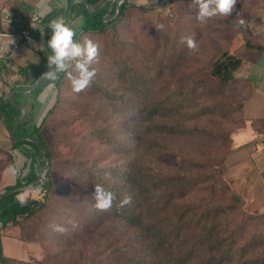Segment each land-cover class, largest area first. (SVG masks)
I'll return each instance as SVG.
<instances>
[{
  "label": "rangeland",
  "instance_id": "374dc122",
  "mask_svg": "<svg viewBox=\"0 0 264 264\" xmlns=\"http://www.w3.org/2000/svg\"><path fill=\"white\" fill-rule=\"evenodd\" d=\"M11 1L24 14L39 1L64 4ZM127 1L115 26L77 37L87 36L100 46L98 62L91 65L96 76L90 87L74 93L65 73L40 130L52 150L46 214L0 231V253L7 259L0 264H121L131 255L135 264H171L191 250L194 258L207 257V244L215 237L203 242L189 228L180 238L168 233L180 211L192 210L194 222L207 207L226 208L212 221L223 227L219 237L237 240L232 249L223 248L231 255L229 264L264 263V173L238 177L237 169L225 165L230 136L242 124L237 107L243 91L237 82L219 87L209 76L210 63L244 39L238 21L255 0H237L228 17L206 23L194 19L192 0H149L144 6ZM188 36L198 45L193 53L180 42ZM54 93L39 108L38 118L51 107L47 103ZM208 166L216 174L215 184L194 183L183 196L174 194L175 207L157 212L154 204L166 197L170 177L194 178ZM97 184L107 191L123 184L122 194L131 196V203L121 208L118 200L107 211L96 210ZM127 208L140 214L142 225L124 223L122 217H130ZM54 225L67 231L56 232ZM163 228L167 234H161ZM248 243L251 248L242 252L240 245Z\"/></svg>",
  "mask_w": 264,
  "mask_h": 264
},
{
  "label": "trees",
  "instance_id": "16d2710c",
  "mask_svg": "<svg viewBox=\"0 0 264 264\" xmlns=\"http://www.w3.org/2000/svg\"><path fill=\"white\" fill-rule=\"evenodd\" d=\"M166 1V0H165ZM128 6L127 0H67L65 7H55L51 9L42 19L43 23H49L51 20L63 15L65 22L69 20L72 22L76 18H80V23L78 28L74 29L76 36L74 39L77 41V37L80 34H98L103 33L108 27H113L122 18V15ZM40 56V61L38 63L29 64L20 67L17 70L18 79L11 85L10 91H13L10 98H6L5 95L0 97V120L6 127L8 132L12 134L13 141H17L14 146L19 147L21 144L28 145L33 153L31 158L34 162V170L30 171L26 175L25 182L21 184L20 181L11 187H8L5 192L0 195V231L5 229L8 225H21L24 222H28L31 219H38L42 217V214H46L47 202L49 198V193L52 188V181L49 178V173L51 170V158L52 150L46 145L44 137L41 135V125L47 121L50 111L55 107L56 100L58 98V90L64 79L65 73L58 74V78L54 81L47 79H40L38 85H36L31 91L30 89L35 85L38 77L44 75L48 70L47 56L51 54L50 50L38 52ZM241 64L240 59L234 57L226 49L221 52L215 60L210 63L209 76L211 79H216V83L219 87H226L227 85L236 82L234 77L235 71L239 68ZM11 74V73H10ZM43 77V76H42ZM54 90L52 97V103H47V111H44V115L38 123H33L31 120L34 118V111L37 105L38 99L42 94H46ZM30 91V92H29ZM49 95V94H48ZM21 107L26 108V114L24 118L18 123L22 110ZM240 111L241 103L237 107ZM144 122V116H142ZM178 124V123H176ZM179 125V124H178ZM228 155V154H227ZM226 155V157H227ZM225 157V159H226ZM48 164L47 169L43 171L42 177L45 181L43 186L40 180V171ZM224 165V163H223ZM224 168L220 169L223 170ZM210 173H209V172ZM212 169L208 166L207 172L205 174H198L194 178L186 174H174L170 177L171 184L168 186V192H165L164 200L161 204L155 203V209L158 213L166 212L172 206L175 207L174 194L179 192L181 196L186 194L193 186L194 183L206 181L210 182L216 179V174L212 173ZM164 183L165 179H161ZM129 179L125 178L124 183L128 186ZM167 183V182H166ZM189 186V187H188ZM24 187V188H23ZM38 187V188H35ZM123 184L116 188L111 187L108 191L115 193L118 200H122L125 194H122ZM188 187V188H187ZM19 188V189H17ZM21 188V189H20ZM171 188V189H170ZM14 189V192H10ZM24 189H39V192L33 196H29L27 203L21 205L17 199V196ZM175 198V199H174ZM114 201V202H115ZM178 208V207H177ZM207 207L204 210L203 215L198 220L192 222V217L195 213H190L192 210L187 209L186 211H180L179 216L172 222L168 228V233H171L177 238H180L184 234L185 229L192 230V236L195 239H204L203 242H210L211 236L215 237L214 243H209L208 248L209 255L204 257L202 255L197 257H192L193 250L185 252L182 258H176V260L171 261V264H229L231 262L230 253L223 251L226 246L232 249V246H236V239H222L219 237L221 235V229L223 228L220 222L214 223L212 220L221 216L225 211V207ZM229 208V207H228ZM233 208V207H230ZM230 208L228 210H230ZM127 208V214L122 217L124 223L128 224H139L142 225V220L140 219V214H134L133 211ZM180 210V209H179ZM178 210V211H179ZM120 211H124L121 209ZM192 215V216H191ZM49 216L48 218H50ZM262 222L264 218H261ZM211 220V224L205 223ZM226 224V222H224ZM195 226H200L199 228H191ZM141 236H144L151 225L142 228ZM166 233L165 228L161 229V234ZM198 234V235H196ZM201 234V235H200ZM145 239V238H144ZM200 245H204L201 240ZM242 252L248 251L251 248L250 243L247 245H240L239 247ZM203 259L202 261H200ZM262 260V259H260ZM7 259L1 256L0 253V263H5ZM264 262V260L262 261ZM121 264H135L132 255L125 259L124 263ZM246 264H261L256 262H249ZM264 264V263H262Z\"/></svg>",
  "mask_w": 264,
  "mask_h": 264
},
{
  "label": "crops",
  "instance_id": "0c3cea01",
  "mask_svg": "<svg viewBox=\"0 0 264 264\" xmlns=\"http://www.w3.org/2000/svg\"><path fill=\"white\" fill-rule=\"evenodd\" d=\"M10 1L0 0V57H3L0 58V97L5 95L8 99L13 93L9 89L18 79L17 70L20 67L38 63L40 56L37 53L50 50L47 47V41L52 33L47 28L49 23H43L41 19L55 7L64 8L67 2V0H61L63 5L62 3L54 4L55 1L52 2L53 5L50 2L47 5H40L42 1H39L36 2L37 4L34 3L36 7L34 11L28 13L27 10L24 14L18 10L15 3ZM250 2L246 1V3ZM34 14L40 17V21L30 24V17ZM243 16L245 23L242 26L241 37L244 36V39L239 43L232 42L227 48L231 55L241 61L234 77L243 91L239 111L242 124L230 136V151L225 159L226 166L237 169L235 171L239 172L238 177L245 172L255 175L264 173V0H255L254 6L246 4ZM58 17L65 18L63 15ZM79 21L80 18H76L72 22L68 20L65 23L76 29ZM22 29H28L29 40L18 37ZM16 41L17 48L11 54L10 47ZM8 43H11L8 45V51L4 52L3 45ZM41 46L43 50H40ZM7 60L10 66L6 64ZM42 76H39L40 79ZM48 94L50 92L42 94L38 99L31 122L40 121L39 108L41 109L45 101L49 99ZM12 138V134L0 120V195L17 181L23 184L26 175L34 170V162L31 158L33 150L25 144L15 147L14 145L18 142L13 141ZM12 169H15V175Z\"/></svg>",
  "mask_w": 264,
  "mask_h": 264
},
{
  "label": "clouds",
  "instance_id": "9594fccd",
  "mask_svg": "<svg viewBox=\"0 0 264 264\" xmlns=\"http://www.w3.org/2000/svg\"><path fill=\"white\" fill-rule=\"evenodd\" d=\"M137 6H144L149 0H135ZM154 2V0H153ZM237 0H192L189 7L195 6L196 14L194 19L200 23H206L215 17H228L234 10ZM243 25L245 21H238ZM163 30L164 25H158ZM47 28L51 30V37L47 41V47L51 54L47 56L49 70L43 75L42 79L52 80L58 78V74L67 73V79L70 81L71 90L74 93H80L91 86L95 76L96 69L91 68L93 63L98 62L99 44L87 36L80 41L74 37L76 32L74 27L65 23L63 17H58L49 22ZM181 43L186 44L190 53L198 50L196 40L192 36L182 37ZM8 44L3 45V51H8ZM43 47L41 46V49ZM71 69V71H69ZM15 175V169L11 170ZM39 192V189H24L17 196L19 203L23 206L27 203L29 196ZM117 199L115 193L107 191L102 185H95L93 207L98 211H107L112 208L113 202ZM131 196H124L118 207H124L131 203ZM73 227H76L73 224ZM53 230L61 234L67 230L60 226L54 225Z\"/></svg>",
  "mask_w": 264,
  "mask_h": 264
},
{
  "label": "built area",
  "instance_id": "2783aa9c",
  "mask_svg": "<svg viewBox=\"0 0 264 264\" xmlns=\"http://www.w3.org/2000/svg\"><path fill=\"white\" fill-rule=\"evenodd\" d=\"M30 24H34V23H37L40 21V17L37 15V14H34V15H31L30 17ZM19 38H23V39H26V40H29L30 39V35H29V31L28 29H22L18 35ZM17 41L14 42L11 47H10V50L9 52L12 54L15 52L16 48H17ZM0 58H3V57H0ZM6 64L8 66H10V62L7 60L6 61Z\"/></svg>",
  "mask_w": 264,
  "mask_h": 264
},
{
  "label": "water",
  "instance_id": "95a60500",
  "mask_svg": "<svg viewBox=\"0 0 264 264\" xmlns=\"http://www.w3.org/2000/svg\"><path fill=\"white\" fill-rule=\"evenodd\" d=\"M39 80H40V77L37 79V82H36L35 86L38 85ZM35 86H34V87H35ZM34 87H32V89H33ZM32 89H31V90H32ZM21 109L23 110V114H22L20 120H22V118H23V117L25 116V114H26V109H25V107H21ZM47 167H48V164H46L45 167H44L43 169H41V171H40V180H41V185H40V186H43L44 183H45V181H44V179H43V177H42V174H43V171H44L45 169H47ZM35 188H37V187H35ZM15 190H17V189H14V190H12V191H9L7 194H9L10 192H14ZM0 248H1V247H0Z\"/></svg>",
  "mask_w": 264,
  "mask_h": 264
}]
</instances>
